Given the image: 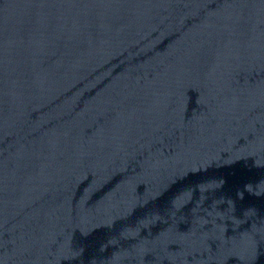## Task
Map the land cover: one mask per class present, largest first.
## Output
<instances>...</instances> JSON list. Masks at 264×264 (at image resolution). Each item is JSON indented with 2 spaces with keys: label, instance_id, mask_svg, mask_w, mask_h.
I'll list each match as a JSON object with an SVG mask.
<instances>
[{
  "label": "water",
  "instance_id": "95a60500",
  "mask_svg": "<svg viewBox=\"0 0 264 264\" xmlns=\"http://www.w3.org/2000/svg\"><path fill=\"white\" fill-rule=\"evenodd\" d=\"M126 89L264 162V0H19Z\"/></svg>",
  "mask_w": 264,
  "mask_h": 264
}]
</instances>
